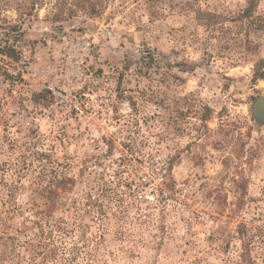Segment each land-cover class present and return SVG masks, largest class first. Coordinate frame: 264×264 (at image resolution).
Masks as SVG:
<instances>
[{
	"label": "rangeland",
	"instance_id": "rangeland-1",
	"mask_svg": "<svg viewBox=\"0 0 264 264\" xmlns=\"http://www.w3.org/2000/svg\"><path fill=\"white\" fill-rule=\"evenodd\" d=\"M247 1L0 0V51L87 38V69L116 68L143 127L130 151L41 120L4 130L0 264H264V31L239 20Z\"/></svg>",
	"mask_w": 264,
	"mask_h": 264
},
{
	"label": "built area",
	"instance_id": "built-area-1",
	"mask_svg": "<svg viewBox=\"0 0 264 264\" xmlns=\"http://www.w3.org/2000/svg\"><path fill=\"white\" fill-rule=\"evenodd\" d=\"M92 51L85 37H62L58 45L46 47L19 40L4 46L0 51V134L11 126L20 128L19 132L32 126L40 129L41 120L52 133L81 131L95 137L89 138L90 150H134L136 129L143 131L142 123L132 101L117 95L119 73L114 66L106 65L97 76L87 69ZM10 116H14L12 123ZM157 166L154 178L138 179L143 190L136 192L137 200L147 198L145 189L153 182L162 185L166 180L167 164Z\"/></svg>",
	"mask_w": 264,
	"mask_h": 264
},
{
	"label": "trees",
	"instance_id": "trees-1",
	"mask_svg": "<svg viewBox=\"0 0 264 264\" xmlns=\"http://www.w3.org/2000/svg\"><path fill=\"white\" fill-rule=\"evenodd\" d=\"M257 2L258 0H248L246 7L239 14L240 21L248 22V32L251 29L255 31H264V17L256 15L255 13ZM259 63H262V61H259ZM259 63L256 65V71H254V79H262L264 76V72L261 70V67H259Z\"/></svg>",
	"mask_w": 264,
	"mask_h": 264
},
{
	"label": "water",
	"instance_id": "water-1",
	"mask_svg": "<svg viewBox=\"0 0 264 264\" xmlns=\"http://www.w3.org/2000/svg\"><path fill=\"white\" fill-rule=\"evenodd\" d=\"M252 111L259 116V118H264V98H258L252 106Z\"/></svg>",
	"mask_w": 264,
	"mask_h": 264
}]
</instances>
